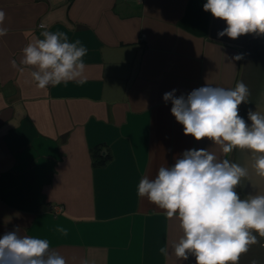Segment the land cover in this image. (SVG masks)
<instances>
[{
    "label": "crops",
    "instance_id": "1",
    "mask_svg": "<svg viewBox=\"0 0 264 264\" xmlns=\"http://www.w3.org/2000/svg\"><path fill=\"white\" fill-rule=\"evenodd\" d=\"M205 2L0 0L8 29L0 37V237L19 228L47 239L67 264H195L171 254L178 220L137 188L186 150L219 151L183 135L163 101L173 89L186 96L238 82L242 59L232 57H243L248 35L218 38L226 24L203 11ZM43 30L88 49L84 84L41 90L34 69L19 65ZM92 155L108 159L94 165ZM239 264H250L244 254Z\"/></svg>",
    "mask_w": 264,
    "mask_h": 264
},
{
    "label": "clouds",
    "instance_id": "2",
    "mask_svg": "<svg viewBox=\"0 0 264 264\" xmlns=\"http://www.w3.org/2000/svg\"><path fill=\"white\" fill-rule=\"evenodd\" d=\"M203 11L226 27L217 33L235 40L240 36L264 35V0H206ZM6 12L0 9V37L8 33ZM42 29H46L41 24ZM22 49L19 65L31 66L30 75L37 88L75 82L84 84L88 49L80 40L70 42L62 31L40 32ZM241 55L232 60L241 59ZM16 60L11 67L23 72ZM166 92L163 101L171 103L170 113L182 125L183 135L195 141H211L219 151L206 148L182 152L171 167H159L154 179L145 175L137 195L161 209L168 219L179 222L182 235L171 245L177 260L194 257L195 264H239L242 254L264 238V105L247 112L239 106L251 102V91L243 81L234 88L206 84L186 96ZM246 151L247 163L234 162L229 154ZM247 182L254 195L241 198L236 189ZM64 236L68 230L56 229ZM264 247V244L261 245ZM160 254L169 256L168 247ZM0 264H67L50 250L47 239L21 234L14 228L0 237ZM81 264H88L82 261ZM255 264V261H253Z\"/></svg>",
    "mask_w": 264,
    "mask_h": 264
},
{
    "label": "water",
    "instance_id": "3",
    "mask_svg": "<svg viewBox=\"0 0 264 264\" xmlns=\"http://www.w3.org/2000/svg\"><path fill=\"white\" fill-rule=\"evenodd\" d=\"M247 41L250 42L248 48L252 49L253 53V67H247L245 70V76L248 81V86L251 91V102L246 104L245 110V121L250 124V121H247V112L251 109L255 111L257 104L264 105V70L262 65V75H260L258 69L260 64L264 63V35L256 36L255 34H249ZM237 151L236 162L247 163L248 156L246 151ZM243 192V198L248 195H254L255 190L245 181L243 186L240 187ZM264 241V238H262Z\"/></svg>",
    "mask_w": 264,
    "mask_h": 264
},
{
    "label": "rangeland",
    "instance_id": "4",
    "mask_svg": "<svg viewBox=\"0 0 264 264\" xmlns=\"http://www.w3.org/2000/svg\"><path fill=\"white\" fill-rule=\"evenodd\" d=\"M250 42H247V46L249 47ZM244 50H242L243 57L241 58V69L240 74L238 75V82L239 81H243L246 85H248V81L247 78L245 76V70L247 67H253L252 63H253V53H252V49L248 48ZM249 87V86H248ZM245 110H246V104H241L239 106V114L241 117H245ZM236 156H237V151L235 150L232 154H231V160H233L234 162H236ZM236 191L238 192V194L241 196V198L243 199V192L241 190L240 187H238L236 189ZM260 243H258V248L260 246V244H264V241L262 238H259ZM257 245H253L250 246L249 251L247 253H245V258L249 261L250 264H253V261H255V264H264V247L262 249V251L258 250L257 248H255V246Z\"/></svg>",
    "mask_w": 264,
    "mask_h": 264
},
{
    "label": "trees",
    "instance_id": "5",
    "mask_svg": "<svg viewBox=\"0 0 264 264\" xmlns=\"http://www.w3.org/2000/svg\"><path fill=\"white\" fill-rule=\"evenodd\" d=\"M93 157V160H94V165H102V164H104V162H106V160L108 159L107 158V155H104V156H102V158L101 159H97L96 158V156H95V158H94V155H92Z\"/></svg>",
    "mask_w": 264,
    "mask_h": 264
},
{
    "label": "flooded vegetation",
    "instance_id": "6",
    "mask_svg": "<svg viewBox=\"0 0 264 264\" xmlns=\"http://www.w3.org/2000/svg\"><path fill=\"white\" fill-rule=\"evenodd\" d=\"M260 65H261V66H259L258 71H259L260 75H262L261 73H262V71L264 70V63H263V64H260ZM262 65H263V70H262Z\"/></svg>",
    "mask_w": 264,
    "mask_h": 264
}]
</instances>
